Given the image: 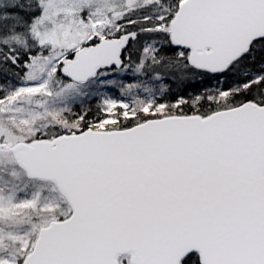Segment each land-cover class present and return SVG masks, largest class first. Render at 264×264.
Masks as SVG:
<instances>
[{
  "label": "snow or ice",
  "instance_id": "snow-or-ice-1",
  "mask_svg": "<svg viewBox=\"0 0 264 264\" xmlns=\"http://www.w3.org/2000/svg\"><path fill=\"white\" fill-rule=\"evenodd\" d=\"M0 264H264V0H0Z\"/></svg>",
  "mask_w": 264,
  "mask_h": 264
}]
</instances>
